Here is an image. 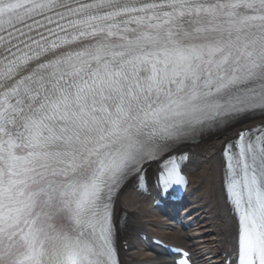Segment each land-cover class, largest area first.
I'll return each instance as SVG.
<instances>
[{
    "label": "snow or ice",
    "instance_id": "snow-or-ice-1",
    "mask_svg": "<svg viewBox=\"0 0 264 264\" xmlns=\"http://www.w3.org/2000/svg\"><path fill=\"white\" fill-rule=\"evenodd\" d=\"M264 111V0H0V264H118L114 194ZM224 264H264V122L225 143ZM182 264H190L185 252Z\"/></svg>",
    "mask_w": 264,
    "mask_h": 264
},
{
    "label": "bare ground",
    "instance_id": "bare-ground-1",
    "mask_svg": "<svg viewBox=\"0 0 264 264\" xmlns=\"http://www.w3.org/2000/svg\"><path fill=\"white\" fill-rule=\"evenodd\" d=\"M261 122H264V114L239 120L213 135L201 137L185 149L189 159L183 174L189 185L184 199L192 212L181 226L170 224L146 207L145 203L150 198L124 188L117 196L113 215L115 219L123 217L127 228L124 234L130 242L128 250L122 251L119 256V264L154 263L153 253L134 241L137 230L158 234L180 246H191L197 255L196 264H224L223 254L226 255L231 248L237 220L224 189L221 152L225 143L241 128ZM155 169L152 166L149 174L154 175Z\"/></svg>",
    "mask_w": 264,
    "mask_h": 264
}]
</instances>
